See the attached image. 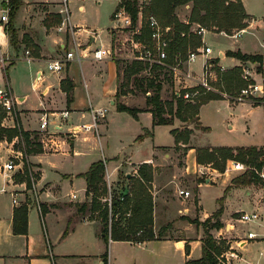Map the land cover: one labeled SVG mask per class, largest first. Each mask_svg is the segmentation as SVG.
Segmentation results:
<instances>
[{"label": "crops", "instance_id": "obj_1", "mask_svg": "<svg viewBox=\"0 0 264 264\" xmlns=\"http://www.w3.org/2000/svg\"><path fill=\"white\" fill-rule=\"evenodd\" d=\"M3 1L0 0V53H3L6 57H10L11 60L8 64V75L3 74L2 68H0V75L2 73L5 79L4 81L0 80V82L7 83L12 91L17 94L18 98L16 121H10V126L7 128H19L29 133V140L31 142L30 145H27L25 138L19 135H15L12 138L5 136L0 140V264H104L105 257L109 254L120 264H141L143 256L139 249L146 248L151 242L164 243L177 249L183 258V264H186L187 259L200 258L203 251V226L201 232L198 230L195 236L185 232V236H166L162 239L143 242L112 239L108 246L101 233L100 221L90 220L87 216L76 215V205L87 199V181L78 175L86 172L93 162L104 159L106 160L107 180L111 185L118 179L121 171L129 167L135 169L134 172H125L128 181L127 186H129V177L138 175L140 165L148 162L154 166V180L152 184L155 185L157 160L162 157L164 150L173 147L182 149L185 152L187 163H192V167L199 165L200 169H203L205 165H211L202 164L197 161V149L223 145H214L210 141H205V137L210 133L211 127L204 124L201 109L210 102L226 99L211 100L201 106L200 122L201 125L209 127L208 130L196 128L194 123L184 122L178 117H175L173 125H154L153 113L149 110H144L138 113L137 118L132 115L142 126L139 128L135 127L126 138L127 140L121 142L122 147L116 155L107 157L103 151L102 156L96 153L91 154V151L97 150V145H100L102 150L105 145L109 146L110 125L112 124L110 115L114 112V114L120 113L116 107V94L119 89V69L116 59H119V57L112 54L111 57L102 60H95L93 58V50L101 45L111 50L112 45H114L118 36H120L118 33L120 30L115 29L119 24L118 21L114 19L112 13V25L107 27V29L90 27L87 21L73 22L71 7L74 5L72 4L78 2L77 8L83 11L86 9L85 2L88 0H69L71 17L70 22L66 23H63V14L60 12L61 0H21L22 5L15 18V25L19 34V44L17 47H14L5 30L6 22L1 20V15L5 12L2 5ZM98 2L100 3V0ZM119 2L120 0H116V7ZM242 2L247 12L252 15V20L250 21V25L244 28L240 36L234 38L238 39L244 33L252 31L257 36L259 43L255 49L250 50L242 47L241 42L237 41L236 47L228 49V51L241 50L243 53L264 55V14L262 17H259L258 14L249 8L247 0H242ZM192 7L193 2L190 1L176 8V13L182 21L188 22ZM185 12L186 14H184ZM60 19H62L61 22H59ZM255 24H259L261 29H255ZM197 28L198 24H194L193 30L196 31ZM208 31L215 32L207 29L205 33ZM205 33L202 36L203 45L201 47L209 45L204 41ZM219 33L231 36L224 31ZM97 39L100 41V44L93 46V43ZM75 43L81 45L80 52L85 55L82 62H79L77 59H71L67 61L62 71H50L47 67L48 61L64 57L68 51L75 49ZM212 48L213 52L208 56L201 54L191 63H186L185 60L184 68L193 71L201 77L203 72L202 67L207 58L218 57V64L226 70L235 66H241L245 62L235 56L227 55V50L221 49L216 53L214 47ZM27 50H29L30 54H27ZM201 56L203 60L201 64H197V60ZM29 57H32L31 60ZM120 58L131 60L124 56H120ZM12 72H14L13 79ZM64 79L70 82H66L65 86L68 87L70 84L73 86L71 90L72 100L70 102L68 101L67 91L62 86ZM168 92L164 83L161 92L162 97L168 98L166 96ZM141 94L143 93L129 92L121 97V101L129 106L146 108V97L151 95V92L143 94L145 97L143 96V99L138 101L141 103L140 105L133 104L136 98L142 96ZM237 105L239 103L234 106ZM258 106L252 105L250 110L253 111ZM92 108L106 109L105 116L101 117L98 123L99 132L97 133L94 130L73 132V128L78 125L92 123ZM65 110H68L70 113L68 118H63L59 114ZM45 113L52 122L50 129H54V126H57V134L53 138L56 146L53 145L52 148L47 147V145H44L39 140L41 118ZM141 116H145L146 118L149 116V122L141 120ZM144 124L150 125V128ZM163 126L168 127L173 140L162 142L158 139L157 134ZM185 126L193 128L190 141L187 144L180 142L177 146L172 128H184ZM229 127H232V125H229ZM145 128L151 129L153 135L138 139V136L144 133ZM146 139L152 140L151 150L143 157L137 159L139 143L144 142ZM261 145H264V142L244 146ZM19 152L25 153L31 172L35 171L38 173L36 182L32 186L28 185L27 175L21 166L17 170L12 171L4 168V165L8 162V158ZM86 153H90L91 156L85 160L83 168L79 170L65 169V166L61 162L66 157H76ZM168 154L165 151L164 155ZM213 169L218 172L217 174L220 176L219 180L212 181V179L208 178L205 179V182H198L196 187L203 184L223 183L226 186L227 192L232 188H241L250 196L248 202L250 203V207L254 209L251 211L258 210L264 217V185L262 183V185H256L255 183L253 185L236 184L233 183V178L228 177L225 171H220L214 167ZM78 178L83 179L84 194L79 197L76 190L62 194L64 182L70 180L73 183ZM117 181L119 182V180ZM254 186H257L256 188L259 189L252 188ZM74 193L77 194V198H73L72 195ZM15 197L19 203L14 202ZM223 199L219 200L221 204L217 208L218 210L222 207V213L219 217L222 223L233 214L239 213L233 212L225 216ZM27 201L29 202L28 232L15 233L14 210L16 207L27 203ZM38 203H40L41 209ZM216 211L205 219H201L200 216L198 217L201 221H204ZM244 211L250 212L249 210H241L240 213L242 214ZM189 212L190 214L199 215V210L193 209L192 206L189 207ZM72 217L74 218L70 225V231L66 236H63L65 228ZM187 223L195 226L194 223L189 221ZM229 226L227 225V228ZM233 226L234 230L229 234L231 237L225 236L230 243L229 250L224 252V254L229 256V264H252L253 262L264 264V231H262L264 229L257 225V230H248V232L258 231L262 234L260 239H248V232L245 230L240 231L236 229L235 225ZM219 229L214 228L211 232L216 237H219L222 234ZM243 242L245 243L242 244ZM95 244L98 247L102 245L103 248L101 250H94ZM114 244H124L128 247V251L125 253L118 250L113 251ZM187 246H190L188 254L186 251ZM233 251L239 254L238 258L230 256V253ZM144 260L151 262L152 257L147 256Z\"/></svg>", "mask_w": 264, "mask_h": 264}, {"label": "trees", "instance_id": "obj_2", "mask_svg": "<svg viewBox=\"0 0 264 264\" xmlns=\"http://www.w3.org/2000/svg\"><path fill=\"white\" fill-rule=\"evenodd\" d=\"M190 1L193 2V7L188 22H184L177 15L176 8ZM2 5L4 9L10 7L9 20L5 24V30L12 46L17 47L19 35L15 25V18L22 5V1L4 0ZM122 6L132 16V27H136L139 19L137 1L122 0L119 2L116 10ZM144 12L146 15L154 14L162 25L171 27L167 47L168 56L165 59L166 65L151 63L148 60L138 58H133L132 60L116 59L119 69V89L116 94L117 110L128 112L136 118L139 112L149 110L153 113L154 125H173L175 117H178L184 122L194 123L196 128L208 130L209 127L201 125L200 108L211 100L224 99L223 95L207 90L202 85H198L192 89L199 90L198 96L194 99H185L182 95H178L175 90L170 94L168 93V98H163L161 92L164 83H173L174 79L173 71L169 66L175 65L178 62L184 65V61L188 58L189 53L203 45V35H200L198 32L199 26L215 32L224 31L227 34H232L234 29L241 30L247 28L252 20V15L247 12L242 0H151ZM61 21L62 19L59 20V22ZM194 24H198L196 31L193 30ZM134 39L146 45L147 49L153 47L152 29L145 19L139 32L135 33ZM228 55L235 56L243 61L255 62L259 70L264 69L262 66V54L230 50ZM216 60L218 61L219 59H211L214 64H216ZM215 69L219 76V81L218 83L216 82L217 85L214 81H211V83L221 91L234 94L243 88L245 81L241 77L242 66H235L228 70H223L219 66L215 67ZM4 72L5 75H8V68ZM144 72H147V74H143ZM66 82L69 81L64 79L62 86L67 91L68 101L70 102L72 100L71 90L73 86L72 84L68 87L65 86ZM129 92H140L143 94L151 92V95L146 97L147 107L140 108L123 103L121 97ZM4 116L5 113L0 111V140L5 136L12 138L15 135H19L25 138L27 145H30L29 133L19 128L10 129L2 126L1 123ZM144 130V133L140 134L138 139L153 135L151 129L145 128ZM172 133L175 136L177 146L180 142L187 144L190 141L193 128L188 126L184 128L175 127L172 128ZM263 154L264 151L259 146H207L197 149V161L202 164H211L220 171H225L229 159L241 160L250 166L261 169L264 166ZM23 170L27 175L28 185L32 186L31 175H33V172L30 170L29 162L26 161L25 153ZM78 176L85 178L87 181V199L76 205V215H89L90 220H101V233L108 246L110 239L134 242L162 239V237L156 234L154 229L156 204L152 192V182L154 180V166L152 164L144 162L140 165L138 175L129 177L130 183L126 191H122L121 194H113L112 190L113 198L111 204H109L108 200L110 186L106 180V160L101 159L93 162L86 172ZM233 182L236 184L264 183L254 169H249L235 177ZM28 213L29 208L27 203L15 208V233L28 232ZM221 213L222 207L204 221L192 220V223L203 226V251L200 258L187 259L186 264H226L222 261L225 260L222 255H224L225 251L229 250V242L223 238L218 239L211 232L212 229H219L223 226L219 218ZM73 218L69 220L63 236L69 233ZM213 218H215L214 221ZM124 219L125 222H123ZM186 251L188 254L190 246L186 247Z\"/></svg>", "mask_w": 264, "mask_h": 264}, {"label": "rangeland", "instance_id": "obj_3", "mask_svg": "<svg viewBox=\"0 0 264 264\" xmlns=\"http://www.w3.org/2000/svg\"><path fill=\"white\" fill-rule=\"evenodd\" d=\"M249 2V8L258 14V16L262 17L264 14V0H247ZM86 3V9L80 11L77 8L78 2L73 3V7H71L73 22L75 21H87L90 27H99L107 29V27L112 25L111 15L116 10V0H88ZM138 5V3H137ZM148 6V4L146 5ZM61 8V6H60ZM20 9V8H19ZM1 10V6H0ZM8 11L10 7L4 9ZM146 10V7H145ZM19 11V10H18ZM186 14V12L184 13ZM118 21V26L115 29L118 31L119 35L114 45L111 47V52L114 56L119 57L124 56L127 59H133L136 54L139 53V46L136 45L134 41V35L137 31L138 27H141V23L143 24L142 19H138V23L136 27L133 26V22L131 26H122V21ZM70 22V21H68ZM255 29H261L259 24H255ZM239 30L234 29L232 34H228L234 36ZM19 35V34H18ZM225 36L224 34H220L219 32H210L208 31L204 35L205 43L214 47L216 53L219 50H227L226 54H229L228 49H234L238 44L237 41H240L242 47H246L250 50H253L258 45L257 36L253 34L252 31H248L244 33V35L238 39ZM107 40V37H106ZM100 41L97 39L93 46H98ZM114 47V48H113ZM243 52V51H242ZM218 57H214L212 59H216ZM124 59V58H122ZM219 59V58H218ZM125 60V59H124ZM203 57H199L197 60V64H201ZM217 61V60H216ZM181 63V62H180ZM227 63V61H226ZM221 66L216 62L211 66V70L213 71V75L211 77V81H214L217 85L219 81V76L216 73L215 67ZM242 74L241 77L244 79L245 84L243 86H248L254 78H259V75L255 73L256 71V63L251 61H245L242 65ZM183 68L184 65H181ZM249 68L252 71V75L249 78L245 77L244 68ZM8 68V66L2 70L4 74V70ZM0 75V80L4 81L3 74ZM12 72V79H13ZM143 74H147L144 72ZM196 74V73H195ZM197 75V74H196ZM253 77V78H252ZM210 81V88L207 90H211L223 95L226 100H218L210 102L204 105L201 109L202 120L204 124L211 127V131L208 136L205 137V141H210L214 145H223V146H244V145H253L257 142H264V105H260L253 101L250 97L244 96L242 97L241 90L235 92L234 94H228L226 92L221 91L218 87L213 85ZM217 82V83H216ZM190 83V82H189ZM193 83V82H191ZM195 83V82H194ZM179 84V82H178ZM176 84V85H178ZM165 88L169 91L170 94L174 88L175 83L173 79V83L166 82ZM166 94L168 96L169 94ZM15 94V93H14ZM17 94H15L16 96ZM136 98L133 101V104H141L138 101L143 99L145 95ZM145 100V98H144ZM238 104L237 106L231 104ZM257 106L253 111L250 110L251 106ZM112 113V112H111ZM110 113V114H111ZM115 113V112H114ZM110 115L111 117V131L109 134V146L105 145L104 149L97 145L96 151H91V154H99L102 156V151L106 154L107 157H112L116 155L122 147L121 142H125L126 138L132 130L136 127L139 128L142 126L139 121H137L132 115L128 112L120 111V113ZM142 117V116H141ZM141 120L149 122L150 117L147 118L144 116ZM179 123V122H178ZM149 126L150 125H146ZM232 125V127H229ZM51 133L43 132L40 130L39 140L47 145V147L52 148L53 145L56 144L53 142L54 135L57 134V130L50 129ZM97 134V133H96ZM157 137L160 141H170L173 140L171 132L168 130V127L163 126L161 131L158 132ZM38 138V137H37ZM202 139V137H201ZM200 139V140H201ZM157 142V141H156ZM152 140L146 139L144 142H140L137 150V159L143 157L147 152L151 150ZM165 151L169 154L164 155ZM164 153L159 160H157L156 164V182L155 185L152 184V192L155 199V222L154 229L159 237H177V236H185V232L195 236L199 230L201 232L202 226H195L189 223H192V220L197 219H205L207 216L212 214L217 208L220 206V199H223L224 212L225 216L229 213H235L225 222H223L222 228L219 229L221 236L217 237L218 239H226L229 234L234 230V226L238 230H257V224L252 222H242L240 213L241 210H254L250 207V203L248 202V196L246 192L241 188H232L228 192L226 191V186L223 183H210L203 185H196L198 182H205V179L219 180L220 176L217 174L218 172L213 169L212 165H205L203 169H200L199 165L196 167H192V163H187L185 158V152L182 149H176L175 147L164 150ZM90 153L81 154L76 157H66L62 159V163L65 166V169L68 170H79L83 168L85 164V160H87L90 156ZM84 160V162H83ZM241 161V160H239ZM190 164V165H188ZM189 166V167H188ZM197 168V169H195ZM226 169L225 172L228 177L235 178L242 173H244L240 169ZM134 168L129 167L122 172L119 173L118 179L112 183L113 194L122 193V191H126L128 189L127 179L125 176L126 171L134 172ZM36 177H38V173L33 171V175H31L32 185L36 182ZM107 172H106V180H107ZM262 179V178H261ZM263 180V179H262ZM108 185L109 181L107 180ZM234 183V182H233ZM256 185H264V183H255ZM253 185V183L249 184ZM109 187V186H108ZM254 186L252 188H256ZM181 189H188L191 191L190 197H184L180 194ZM72 190L78 191L79 197L84 194V183L82 178L75 179L73 183L70 180L64 182L62 186V194H66ZM195 192V194H194ZM199 203H198V200ZM197 200V201H196ZM73 203V202H72ZM199 204L201 208L199 209ZM196 210H199V215L189 212V207ZM44 209V207H43ZM75 209V207H74ZM195 211V210H193ZM191 215V216H190ZM164 216V218H163ZM89 218V215H87ZM100 221V225L102 226V221ZM201 221V220H200ZM214 221V220H213ZM125 222V219L123 220ZM227 225H230L227 228ZM198 227V228H197ZM262 228V227H261ZM95 235V233H94ZM215 236V234H214ZM225 236H227L225 238ZM216 237V236H215ZM231 237V236H229ZM260 239V238H258ZM228 240V238L226 239ZM229 242V241H228ZM243 242L242 244H244ZM230 244V243H229ZM103 246L94 245V250H101ZM106 249V248H105ZM113 251H122L127 252L128 247L124 244H114L112 248ZM143 256V261L141 264H183V258L177 249L170 247L169 245H165L164 243L151 242L144 249H139ZM147 256L152 257V261L144 260ZM232 258H238L236 256Z\"/></svg>", "mask_w": 264, "mask_h": 264}, {"label": "built area", "instance_id": "obj_4", "mask_svg": "<svg viewBox=\"0 0 264 264\" xmlns=\"http://www.w3.org/2000/svg\"><path fill=\"white\" fill-rule=\"evenodd\" d=\"M122 1V0H120ZM133 1V0H132ZM138 3L139 7V20L142 19L149 24V26L152 29V40H153V47L151 49H147L146 45L137 42L134 38V41L136 42V45L139 46L140 50L139 53L134 56V58L138 59H144L148 60L151 63H159L162 65H166L165 59L168 56L167 47L169 44V32L171 30L170 26H164L161 24L159 19L154 14H145L144 10L146 5L150 3L151 0H135ZM61 9L60 12L63 14V23H66L70 21V9H69V0H61ZM114 19L122 21V26H131L132 25V16L127 11V9L122 6L114 13ZM1 20L4 22H8L9 15L8 11L5 10V12L1 15ZM143 24L141 23V26ZM140 27L137 28L136 32H139ZM244 29L239 30L233 37L240 36L241 32H243ZM207 31L205 27L199 26L198 32L200 34H204ZM143 48H146L145 50H142ZM81 45L78 43H75V49L72 51H68L64 57H59L55 59H51L47 63V67L52 72H60L64 69L66 66V63L68 60L71 59H77L79 62H82L85 55L81 54ZM27 54H30L29 50L26 51ZM213 52V48L211 45H205L203 47H199L197 50L191 51L188 55V58L186 59V63H191L197 59L199 55H205L208 56ZM112 52L111 50L103 47L102 45L97 47L93 50V58L95 60H102L107 57H111ZM32 57H29L31 60ZM11 60L10 57H6L3 53H0V68L4 69L5 66L7 67L9 64V61ZM185 62V61H184ZM214 63L211 61V59H206L202 69V75L199 77L196 75L193 71L186 70L184 67H181V63L178 62L175 65L169 66L170 69L173 71L174 76V83H175V92L178 95H182L185 99H194L198 96L199 90H192L198 85L204 86L206 89L210 88V81L212 77L213 71L211 70V66ZM262 66L264 68V55L262 60ZM221 68L224 70L223 66ZM245 70V77L249 78L252 75V71L249 68H244ZM256 74L259 75V78H254L253 81L246 87L242 88V97L248 96L256 103H259L260 105H264V69L259 70L257 63H256ZM253 78V77H252ZM179 82V84H178ZM190 82V83H189ZM193 82V83H191ZM195 82V83H194ZM178 84V85H176ZM185 90V91H184ZM18 98L15 96L14 92L10 88V86L7 83H1L0 82V111L5 113V116L2 120V126L9 127L10 121L15 122L16 116L18 114ZM92 113V123L87 124L83 123L82 125H78L73 128V132H77L80 130H94L95 132H99V120L101 117L105 116L106 109H91ZM61 117L68 118L69 117V111L65 110L59 113ZM51 120L49 116L45 113L41 118V131L51 133L50 130V124ZM55 124V123H53ZM57 126H54V130H57ZM264 151V145L259 146ZM264 159V154L263 158ZM18 161V162H17ZM21 166L23 168L24 166V153L19 152L15 153L14 155L10 156L8 158V162L4 165V168L12 171L17 170L18 167ZM227 169H240L243 172H246L249 169H254L256 174L263 179L264 181V166L261 169H257L254 166H250L246 164L245 162L236 160V159H229L227 162ZM110 186V193H109V204L112 203V188L111 184L109 182ZM180 194L184 197H190L191 191L188 189H181ZM73 198H77V194L74 193ZM15 203H19L18 199L14 198ZM27 204L29 205V202L27 201ZM39 208L41 209L40 203H38ZM242 222H252L256 223L260 227L264 229V217L262 214L258 211H244V213L241 216ZM264 231V230H262ZM262 234L258 231H249L248 232V239H258L261 238ZM112 239H110L111 241ZM231 257H239V254L235 253L234 251L230 253ZM222 257L225 260H222L224 263L229 264V256L227 254L222 255ZM104 264H120L117 260H115L110 254L106 257ZM252 264H262L260 262H253Z\"/></svg>", "mask_w": 264, "mask_h": 264}, {"label": "water", "instance_id": "obj_5", "mask_svg": "<svg viewBox=\"0 0 264 264\" xmlns=\"http://www.w3.org/2000/svg\"><path fill=\"white\" fill-rule=\"evenodd\" d=\"M181 244V243H180Z\"/></svg>", "mask_w": 264, "mask_h": 264}]
</instances>
